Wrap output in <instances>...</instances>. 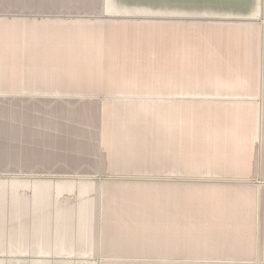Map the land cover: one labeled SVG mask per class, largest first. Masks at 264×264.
Masks as SVG:
<instances>
[{"label": "rangeland", "instance_id": "obj_1", "mask_svg": "<svg viewBox=\"0 0 264 264\" xmlns=\"http://www.w3.org/2000/svg\"><path fill=\"white\" fill-rule=\"evenodd\" d=\"M81 9H0V26H15L23 37L29 30L35 32L36 39L21 38V45L33 48L37 62L42 57L51 61L52 53L57 51L59 59V49L73 45L75 40L60 37L58 31L94 30L93 36H106L102 41L109 45L104 46L102 57L107 64L101 72H85L90 73L85 77L100 73L105 83L142 85L98 88L55 85L41 78L37 86H22L15 91L36 98L31 104L37 107L38 115L79 116L76 123L91 127L88 131L93 142L98 127L129 126L138 133L126 135L117 146L140 149L143 158L122 164L98 162L87 156L69 159V166L62 167H0V207H29L30 197H36L38 205L65 198L69 204L84 199L87 206L97 202L98 209L94 211L98 213L106 211L104 197L109 192L134 193L139 198L129 199V205L142 206L148 214L100 213L97 237L102 239L110 227L113 235L148 240L149 246L143 247L141 254L136 253L139 248H124L133 250L130 252L134 257L149 260L143 264H169L167 261L172 260L171 247L156 243L170 236L174 218L179 226L176 237L181 241L180 264H264V102L245 103L244 98L240 103L231 102V98L222 97L221 88L198 85L216 82L222 72L219 56L203 55L213 58L204 63L198 62L203 56L197 55L194 62L195 56L188 51L190 26L204 23H166L150 17L105 13L94 16L87 8ZM114 26L122 31L114 32ZM169 26L181 28L183 35L174 39L180 54L163 56L161 51L173 42L170 33H162V27ZM89 39L82 38L83 45L89 42L100 46L98 37ZM129 47L133 55L124 54ZM113 67L115 70L110 69ZM261 73L258 77L262 78L264 72ZM244 108L253 109L256 117L251 119ZM235 111L239 118H227ZM216 126L222 128L219 135L211 130ZM201 130L202 134L198 132ZM164 139L168 143L163 144ZM232 153L236 159L228 160L227 154ZM236 240L250 245H214ZM86 249L81 259L94 264L110 257L115 249L120 250L97 247L92 254ZM8 255L11 254L0 251V264H39L21 262V258H32L27 253Z\"/></svg>", "mask_w": 264, "mask_h": 264}, {"label": "crops", "instance_id": "obj_2", "mask_svg": "<svg viewBox=\"0 0 264 264\" xmlns=\"http://www.w3.org/2000/svg\"><path fill=\"white\" fill-rule=\"evenodd\" d=\"M37 7L82 8L81 10L87 8L94 16L105 13L111 16L150 17L166 23H204V26H190L187 36L191 40L188 51L190 55L195 56L194 62H197V55L219 56V61L222 62L219 70L222 72L216 78V82L203 81V84L198 85L221 88L222 97L231 98L228 99L231 102H238L241 98L245 99V103L264 102V77H258V75L261 76V72H264V0H0L1 10L12 8L21 11ZM206 23L220 25L209 27ZM14 27L0 26V167H62L68 165L66 161L69 159L87 156L95 157V161L98 162L100 160L119 161L122 164H127V161L136 157L143 158L140 149L117 146L120 141L125 140L126 135L132 136L138 133V131L134 132V129L129 130V126L98 127L93 142L91 132L88 131L91 127L86 123L85 125L76 123L75 119L79 116L38 115L37 107L31 104L36 102V98H33L31 94L22 96L15 91V88L19 89L22 86H37L36 81L41 78L55 85L98 88L142 85L105 83L100 73L91 74L96 77H85L90 74L85 72H101L105 69L103 66L107 63L103 61L102 55L105 54L103 48L109 44L102 40L106 36H93L95 31L90 29L58 31L60 37L75 40L73 45L62 46L59 49L61 51L59 59L57 51L52 53L51 61L42 57L41 62H37L33 48L21 45V38L36 39L35 32L29 30L23 37L22 32H17ZM112 30L122 31L116 26L112 27ZM163 32L170 33L173 38L167 50H160L163 56L180 54L178 44L174 45V39L183 35L181 28L162 27ZM97 37L102 41L99 47L89 42L83 45L81 40L82 38L97 39ZM129 48V50L125 48L127 50L124 54L133 55L132 47ZM92 55L93 57H90ZM204 56L199 57L198 62L206 63L213 59ZM110 69L115 70L114 67ZM244 109L246 114L249 112L251 115L243 117L249 116L251 119L256 117L253 109ZM237 111H235L236 115L230 114L227 118H239ZM166 129L169 127L167 126ZM221 129L216 126L211 130L219 135ZM198 132L202 134L203 131ZM251 132L253 133V130ZM139 133L142 134V131ZM140 142H142V136ZM111 143L114 146H110ZM166 143L168 139L163 140V144ZM138 151L141 153L135 154ZM227 156L230 157L228 160L236 159L235 153L227 154ZM231 165L240 164L232 163ZM136 198L139 197L134 193L120 195L109 192L104 197L106 211L98 213L94 211L98 209L97 202L94 201L92 206H87L84 199L71 201L69 204V200L65 198L66 200L62 199L59 202H45L38 205L37 198L30 197L29 207H0V251L3 253L7 251L12 256L17 253H27L32 258L29 260L21 258V262L28 263L94 264L89 260L81 259L86 248H94L92 251L86 249L87 252L94 254L97 247H119V251L115 249L113 254L109 255L110 257L99 260L98 264L147 263L149 260L134 257V253H131L133 250L130 252L124 248H139L136 253L141 254L142 248L149 246L148 240L143 241L138 238L134 240L113 235L110 227L105 229L102 239L97 237L100 213L108 215L117 213L123 216L136 213L148 214V209L144 211L142 206L129 205V199ZM98 204H101V201H98ZM175 209L176 207L173 206V215H175ZM24 214L29 217H25ZM178 228L174 218L169 231L170 236L156 243V245L171 247L172 260L167 261L169 264H180L181 241L176 237ZM214 245L244 246L250 245V242L222 241ZM4 256L6 255H3V258Z\"/></svg>", "mask_w": 264, "mask_h": 264}]
</instances>
